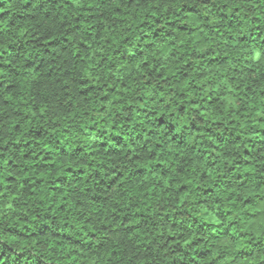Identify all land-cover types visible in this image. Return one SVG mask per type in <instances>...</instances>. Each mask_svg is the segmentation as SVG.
<instances>
[{"label":"trees","instance_id":"trees-1","mask_svg":"<svg viewBox=\"0 0 264 264\" xmlns=\"http://www.w3.org/2000/svg\"><path fill=\"white\" fill-rule=\"evenodd\" d=\"M112 2L113 0H99L101 8L105 11L100 9L94 11V7L85 6L89 4V0H82L80 11L88 21L93 22L95 32L87 33V36L93 38L92 48L87 41L77 43L76 48L87 50L89 55L93 54L94 48L95 55L103 57L109 45L126 43L129 39L128 30L133 27L143 31V35L137 33L141 41L150 38L151 43L141 45L137 41V48L132 49L131 55L119 56V60L126 64L127 70L117 69V72L130 78L126 82L119 81L109 88L108 92L116 94L125 87V84L135 87L138 71L141 73L140 78L143 83L147 84L148 81L143 79V72L151 62L158 78L171 79L169 72H174L179 77L180 83H187L185 92L179 94L181 97L186 94L197 95L201 97V104L206 101L209 106L218 105L199 119L208 120L215 127H221V121L227 116L226 123L235 125L231 129L224 127L223 133L218 134H213L212 128H204L203 131L211 134L215 141V143L208 141L206 144L200 142L204 146H198L193 142L186 148L187 137L177 139L176 136L170 137L166 144L163 140L156 144V151L154 154L149 153V159H152L153 155L160 157L166 154L164 159L159 163L149 164L147 168L137 167V179L141 182L134 186L129 185L128 200L135 202L137 208L143 210L137 211L133 208L120 217L122 227L116 229L115 234L146 239L145 233L151 236L156 232L163 243L158 245L156 253L151 254L154 256L152 264H186V260L181 257H195L194 261L189 259L187 264H204V262L213 264L208 257L214 251L216 244L211 242L216 241L218 244L221 237L231 239L230 230L233 225L251 228L264 235V211H261L264 209V195H260L264 192V175H262L264 174V52H260L259 60L254 56L250 59L244 58L248 55L249 47L255 49L258 44L264 45V39L260 38L259 32L255 33V40L249 39L246 35L239 37L221 35L224 32L223 26L232 28L235 22L234 14L237 11L233 9L232 12H228L226 10L228 5L222 3L220 8L225 9L224 11L215 10L216 6H214L219 23L213 25L204 22L212 13L208 16L203 15L197 6L190 2L181 3L179 11L173 8L164 11L163 8H159L162 15L156 14L157 7H147V0H121L122 5L127 4V12L122 6L113 7L112 12L108 13L106 9ZM160 2L164 4L165 0ZM55 3L56 0H0V21L7 20L10 27H24L31 24L37 31L44 29L45 35L49 32L58 33L64 29L63 36L59 40L49 39L42 52L46 54L51 49L57 48L58 51L68 54L71 51L72 37L83 26L75 24L74 28L66 29V22L58 23L53 8ZM45 5L48 6V10L42 11ZM67 6L75 7L72 4ZM75 19L80 20L81 17L77 16ZM196 22H199L198 26H194ZM217 28L220 31H214ZM148 29L153 30L149 32ZM29 32L32 36L37 35V32L31 28ZM6 35V31L0 30V38ZM25 35L27 36L28 33ZM61 41L64 43L61 44ZM31 45L39 46V41L30 37L23 40L21 37L9 44L6 52L0 49V55H7L10 59L22 58ZM119 52L120 48L114 47L112 54L115 56ZM80 55L79 51L75 54L77 57ZM139 59H144L145 63L140 64L138 69L127 67ZM42 63L43 58L33 69V62L28 61L24 64V69L39 72ZM109 67H112L111 63ZM83 74L90 75L91 70H85ZM9 75L17 78L15 84H8L5 88V92L12 94L13 100H0V104L5 106L13 102L23 104L27 100L32 110L36 111L37 105L32 104L29 97L37 102L55 101L59 75L52 73L51 70L47 71L43 81L38 78L35 82L24 78L22 73L14 69L9 71ZM164 79H161V83ZM172 83L177 81L172 80ZM92 87L89 85V88ZM204 93L207 95L205 96ZM83 94V90L77 93V95ZM108 98L111 99V96ZM186 104L195 105L196 100H188ZM55 108L60 111L65 110L59 101H55ZM185 109L186 105L181 104L177 111L183 113ZM195 110L193 108V111ZM137 111L144 110L137 109ZM201 111L203 112L202 108ZM17 114L12 113L13 116ZM27 119L25 117V121ZM155 124L161 131H166V134L173 132L176 126L166 121L162 115L156 116ZM185 127L192 133L200 131L195 123ZM113 128L115 130V126ZM5 129L6 125H0V134L5 137L11 135L5 133ZM92 130L93 126H89V131ZM11 131L16 135L6 143H0V173H4L0 177L3 181L0 184V190L3 192L0 201L12 197L15 206L21 198L40 205L54 200L59 205L56 211H71L62 201L71 203L74 196H87L91 191L89 188H84L83 193H80L76 188L67 187L68 184L78 183L84 179L85 168L63 167L61 171L65 159L91 166L93 155L100 153L104 156L115 155L124 139L122 135L112 134V142L117 148L114 145L109 146L104 140H93L88 147L95 151H86L85 148L77 145L68 152L64 146H59L56 155H52L43 149L34 152L35 146L39 145L41 136L45 132L44 129L34 130L29 127L27 132L21 135L22 125L16 124ZM147 134L151 136L152 130H147ZM99 135L102 133H98ZM56 143L59 145V141ZM145 143L148 144L147 141ZM237 146L240 151H233ZM205 148L210 149V152L205 151ZM229 156H231L230 163H228ZM39 160H43L44 163H38ZM221 161L227 163V167L220 176L211 180L208 174L219 170ZM248 168H253L254 171H246L245 169ZM53 172H55L54 179H49ZM113 179L100 180V184H108L105 190H110ZM95 187L100 190L99 185ZM169 195L180 204V207H184L187 203V200L180 203L181 198L186 196L191 199L193 205L203 206L206 210L203 220L193 214L198 210L193 208L182 213L185 216V223L190 221L193 228L190 230L182 223L181 235H169V230L176 227V216L180 214H169L162 208L153 211L150 215L148 209L144 207L158 197L163 196L167 199ZM89 198L93 203H101L99 196ZM75 203L78 207L81 201L76 200ZM209 214L221 221H227L230 217L233 219L222 232L217 233L213 230L218 229L220 225L210 222ZM192 230L196 232L197 238L193 239L190 245H184L183 239H186L184 233ZM5 231L9 235L31 239V243L37 249L46 253L47 258L37 257L35 264H100L101 261V257L95 251L90 252L82 248L79 241L72 236L50 230L47 226L31 232L29 237H25V232H21L18 228H7ZM243 234L242 232L241 235ZM177 241L181 242L179 246L176 244ZM259 243L260 240L256 239L253 248L241 250L240 255L248 260L254 259L253 251H260ZM204 244L208 246L196 247ZM166 245L173 249L172 253L164 250ZM189 248L192 249L191 252L187 251ZM17 255L19 259L24 253ZM216 259L218 260L219 257ZM145 264H148V261H145Z\"/></svg>","mask_w":264,"mask_h":264},{"label":"clouds","instance_id":"clouds-1","mask_svg":"<svg viewBox=\"0 0 264 264\" xmlns=\"http://www.w3.org/2000/svg\"><path fill=\"white\" fill-rule=\"evenodd\" d=\"M189 2L195 4L203 15L208 16L212 13L210 18L204 22L213 25L219 23L215 10H225L220 8L221 3L228 5L226 9L228 12H232L233 9L237 10L234 14L235 22L232 28L223 26L224 32L221 35L227 34L233 37L246 35L249 39L255 40V33L259 32L261 34L260 38L264 39V0H165L164 4H161L160 0H147V7H157L156 14L162 15L159 8H163L164 11H168L169 8L179 11L181 3L187 4ZM68 4L75 5V7L69 8ZM81 4L82 0H56L53 5L58 23L66 22V29L74 28L75 24L83 26L72 37L71 51L68 54L58 51L57 48L51 49L46 54L42 52L49 39L59 40L63 36L64 29H61L58 33L49 32L48 35H45L44 29L37 31L31 24L24 27H10L6 22L7 20L0 21V30L7 32L5 37L0 38V49L5 50V52L9 44L14 43L21 37H23V40L30 37L32 40L39 41V46H28L22 58L10 59L7 55H0V100H13L12 94L5 92L8 84L17 82L16 77L9 75L10 70L14 69L16 72L22 73L24 78L34 82L38 78L43 81L47 71L51 70L52 73L59 75L55 101L61 102L65 109L64 111L57 110L55 101L41 100L37 102L32 97L28 99L32 101V104L37 105L36 111L32 110V106L28 104L27 100L23 104L18 102H13L7 106L0 104V125H6L5 133H11L6 137L0 134V143H6L8 139H12L16 135L11 131L16 124L22 125L21 135H23V132H27L29 127L34 130L41 128L45 130L39 145L35 146L34 152L43 149L52 155H56L59 146H64L68 152H71L77 145L85 148L86 151H95L88 147L93 140H104L109 146L114 145L116 147L111 139L112 134L122 135L124 137L123 143L115 155L104 156L102 153L93 155L91 166L77 164L74 160L65 159L61 171L63 167L85 168L84 179L78 183L68 184L67 187L76 188L80 193H83L84 188L91 189L87 196H74L71 203L62 201L71 211H56L59 205L54 200L46 201L43 205H40L34 201H24L21 198L15 206L12 197L0 201V264H35L37 257L46 259V253L37 249L31 243V239L9 235L5 231L7 228H18L21 232H25V237H29L31 232L41 229L42 226L72 236L79 241L82 248L90 252L95 251L101 257L100 264H145V261L152 264L154 256L151 254L156 253L158 245L163 243L156 232H153L151 236L145 233L146 239L115 234V230L122 227L120 217L133 208H136L137 211L143 210V208H137L135 202L128 200L129 185L134 186L136 183L141 182L137 179L136 168H147L149 164L159 163L164 159L166 154L160 157L153 155V158L149 159V153H155V145L159 144L161 140L166 144L172 136H176L177 139L187 137L186 148L190 147L193 142L197 143L198 146H204L200 142H204V144L208 141L215 143L212 135L203 131L204 128H212L213 134H218L223 133L224 127L230 129L235 127V125L226 123L227 116L221 121V127H215L208 120L199 119L203 114L212 111L213 107L218 105L209 106L206 101L201 104V97L197 95L186 94L181 97L179 94L185 92L188 87L187 83H180L179 77L174 72H169L171 79L158 78L156 69L151 66V62L143 72V79L148 81L147 84L143 83L140 78L141 73L138 71L134 82L135 87L125 84V87L116 94L109 93V88L121 80L126 82L130 78L128 75L117 72V69L127 70L126 64L119 60V56L131 55L132 49L137 48V41L143 45L151 43V39L146 38L141 41L137 33L143 35V31L133 27L128 30L129 39L126 43L116 46L109 45L105 49L103 57L95 55L96 50L94 48L93 54L89 55L87 50L76 48L77 43L85 41L89 42V47L92 48L93 38L87 36V33L89 31L95 32L93 22L88 21L87 17L81 13ZM85 6L94 7V11L95 9L105 11L104 8H101L99 0H89V4ZM122 6L124 11L127 12L126 3L122 5L121 0H113L106 11L111 13L113 7L120 8ZM214 6H216L215 10ZM47 10L48 6L45 5L42 11ZM77 16H80L81 19L76 20ZM198 23L196 22L194 26H198ZM158 27L162 28L163 25H158ZM29 28L36 31L37 35L32 36ZM152 30L148 29L149 32ZM214 31L218 32L220 29L217 28ZM25 33H28V35L26 36ZM63 43L61 41V44ZM114 47L120 48V52L116 53L115 56L112 54ZM78 51L81 52V55L77 57L75 54ZM247 52L248 55L244 57L245 59L254 56L255 59L259 60L260 52H264V45L258 44L255 49L249 47ZM238 54L242 53L238 52ZM42 58L43 63L39 72L24 69V64L28 61L33 62L34 69L36 63L40 62ZM110 63L112 67H109ZM144 63V59H139L127 67L138 69L139 65ZM88 69L91 70V74L84 75L83 73ZM161 79H164L163 83H161ZM172 80H176L177 83H172ZM89 85L93 87L89 88ZM82 90L84 94L77 95ZM89 92L91 95H89ZM65 93L68 94L65 95ZM204 95L206 96L207 93H204ZM109 96H111V99L108 98ZM117 96L119 99H117ZM193 99L196 100L195 105L186 104L188 100ZM181 104L186 105L183 113L177 111ZM193 108L196 110L193 111ZM137 109L144 111H137ZM14 112L18 114L13 116L12 113ZM157 115H162L166 121L174 123L176 125L174 131L166 134V131L157 128L155 124ZM25 117L28 118L27 121H25ZM190 123H195L200 131L192 133L185 127ZM89 126H93L92 131H89ZM113 126H115V130ZM147 130H152L151 136L147 134ZM98 133H102V135L98 136ZM57 141H59V145H57ZM148 145H151V147ZM205 151L210 152V149L205 148ZM233 151L239 152V146ZM133 157H136V159H133ZM37 162L44 163L43 160ZM230 162L231 156L228 160V163ZM226 167L227 163L221 161V165L218 166L219 170L208 174L210 179L215 180ZM245 170L248 172L254 171L253 168ZM3 174L0 173V177ZM7 174L10 175L11 173ZM54 176L55 172L49 176V179H54ZM112 178L114 179L111 189L105 190L108 184H100V180ZM2 183L3 181L0 179V184ZM97 185L100 186L99 191L95 187ZM2 195L3 192L0 190V196ZM260 195H264V192H261ZM93 196H99L101 203H93L89 198ZM76 200L81 201L78 207L75 203ZM185 200H187V203L184 204V207H180V204L170 195L167 199L161 196L144 207L148 209L150 215L153 211H159L162 208L166 209L169 214H180L175 219L176 227L168 232L169 235L179 236L181 235L182 223L190 230L193 228L190 221L185 223V216L182 213L195 208L198 210L193 214L200 216L203 220L206 211L201 205H193L191 199L187 196L182 197L180 203H184ZM49 203H51V207H49ZM261 211H264V209H261ZM231 219L233 218L230 217L227 221H221L214 219L209 214V221L220 225L218 229L213 230L217 233L222 232ZM242 232L243 235H241ZM184 236L186 237V239H183L184 245H190L191 241L197 238L194 230L184 233ZM230 237L231 239L227 237L219 238L218 244L216 241L211 242L216 244L214 251L208 257L209 260L213 261V264H264V235L251 228H241L238 225H233L230 230ZM256 239L260 240V251H253L254 259L248 260L241 256V250H251ZM180 243V241L176 242L178 246ZM207 246V244H204L196 247L206 248ZM164 250L169 253L173 252V249L167 245ZM187 251L191 252L192 249L189 248ZM21 252L24 255L19 256L18 259L17 253ZM217 257H219L218 260ZM181 258L186 260V264L189 259L195 260V257Z\"/></svg>","mask_w":264,"mask_h":264}]
</instances>
